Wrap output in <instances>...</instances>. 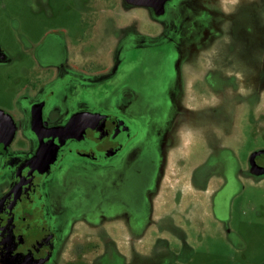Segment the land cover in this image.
<instances>
[{
  "label": "flooded vegetation",
  "instance_id": "flooded-vegetation-1",
  "mask_svg": "<svg viewBox=\"0 0 264 264\" xmlns=\"http://www.w3.org/2000/svg\"><path fill=\"white\" fill-rule=\"evenodd\" d=\"M0 264H264V0H0Z\"/></svg>",
  "mask_w": 264,
  "mask_h": 264
},
{
  "label": "rangeland",
  "instance_id": "rangeland-1",
  "mask_svg": "<svg viewBox=\"0 0 264 264\" xmlns=\"http://www.w3.org/2000/svg\"><path fill=\"white\" fill-rule=\"evenodd\" d=\"M96 4V3H95ZM112 13V12H111ZM110 13V14H111ZM117 17L118 20L120 21L121 27H124V25H127L128 23H132V22H136L137 26H140L142 28L145 27H150V25L152 26L153 23L150 19V17L145 13L144 10H136L133 13L131 12L129 15L128 14H124L122 11H120L119 13H117ZM101 18V17H99ZM101 22L103 23V20H101ZM100 22L98 20L97 14H95L94 12H90L87 14L86 16V22L84 25V33H85V37L87 38H93L95 43L97 44V46H99L101 44L102 46V42H100V40L102 39L101 37H104V35H102V31H101V27H100ZM101 36V37H100ZM106 38V37H105ZM105 45H108L107 43H104ZM106 49V51L104 52V50ZM102 49L101 50V54L105 55V59H107V48ZM8 114V116H12L13 118L18 119L20 117V112L12 109L9 110L7 112H5ZM26 146V140L25 137L23 135L22 130H18L15 134V137L11 143V147L12 148H24ZM239 206V203H238ZM233 227L238 229L239 231H242L243 234H247L248 236H250L251 238L254 237L253 231H249V230H245L241 224L237 221H233L232 223ZM204 242L206 241V236L204 235ZM209 241V240H208ZM208 245L210 246L212 243V245L215 244V249L216 250H221L223 248L222 244H220L218 241H216L214 239V244L213 242L210 241L207 242Z\"/></svg>",
  "mask_w": 264,
  "mask_h": 264
},
{
  "label": "water",
  "instance_id": "water-1",
  "mask_svg": "<svg viewBox=\"0 0 264 264\" xmlns=\"http://www.w3.org/2000/svg\"><path fill=\"white\" fill-rule=\"evenodd\" d=\"M128 3L136 4V5H142V6H151L154 3H160V1L163 3L164 0H126ZM7 116V115H6ZM10 119V117L8 116ZM11 121V120H10ZM14 133V126L11 124L9 125V137L11 138Z\"/></svg>",
  "mask_w": 264,
  "mask_h": 264
},
{
  "label": "bare ground",
  "instance_id": "bare-ground-1",
  "mask_svg": "<svg viewBox=\"0 0 264 264\" xmlns=\"http://www.w3.org/2000/svg\"><path fill=\"white\" fill-rule=\"evenodd\" d=\"M189 42V41H188Z\"/></svg>",
  "mask_w": 264,
  "mask_h": 264
}]
</instances>
